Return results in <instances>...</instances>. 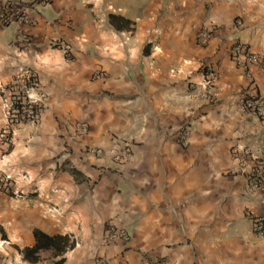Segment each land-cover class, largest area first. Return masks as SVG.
I'll use <instances>...</instances> for the list:
<instances>
[{
    "label": "crops",
    "instance_id": "obj_1",
    "mask_svg": "<svg viewBox=\"0 0 264 264\" xmlns=\"http://www.w3.org/2000/svg\"><path fill=\"white\" fill-rule=\"evenodd\" d=\"M24 2L30 24L0 28V131L16 73L32 70L45 108L10 147L0 142V171L30 173L38 191L0 192V264H47L45 252L23 259L35 229L74 242L55 259L63 264H264V241L249 229L264 204L234 157L264 154V121L239 111L249 81L230 58L237 39L259 57L251 71L264 99V0ZM208 24L218 29L202 45L197 32ZM204 62L217 76L214 103L193 91ZM182 125L187 145L174 138ZM126 147L133 158L123 165L114 154ZM111 227L126 229L128 242L111 243Z\"/></svg>",
    "mask_w": 264,
    "mask_h": 264
},
{
    "label": "built area",
    "instance_id": "obj_2",
    "mask_svg": "<svg viewBox=\"0 0 264 264\" xmlns=\"http://www.w3.org/2000/svg\"><path fill=\"white\" fill-rule=\"evenodd\" d=\"M53 0H34L39 4H49ZM28 5L24 0H0V28L6 27L13 22L29 25L30 18L26 14ZM236 26H241L237 22ZM218 27L213 24L202 26L197 32V41L205 45L215 35ZM23 43L28 45L31 42L26 33H22ZM52 44L57 45L64 54L71 57L68 46L60 45L59 41ZM231 61L247 76L249 83L239 99V111L248 118H256L264 121V99L259 96L252 78V67L259 62V57L250 51L249 47L240 40H234L230 48ZM202 80L195 85L193 91L195 96L203 102L214 103L218 99L216 91L217 76L210 63L204 62L200 66ZM98 77H103V73L98 71ZM35 79V80H34ZM6 94L3 102V115L5 126L0 131V142L5 147L12 145L13 136L16 131L26 125L36 126L40 123L45 108L46 95L40 89L37 77L32 70H23L16 73L10 84L5 87ZM75 132L84 135L88 132V126L84 123L76 125ZM175 140L181 145H187L189 140V125L180 126L174 134ZM88 153L95 154L91 150ZM234 157L238 163V169L244 174L249 191L260 198L264 204V154L251 157L248 152H239L234 149ZM132 153L129 148H124L121 152L114 154V159L120 164H126L132 160ZM23 183V184H22ZM38 186L32 175L26 171H18L14 175L0 171V192L13 198H26L28 194H36ZM250 232L258 238L264 239V211L259 214L249 216ZM111 243L121 240L128 242L129 233L124 228L111 227L106 237ZM93 264H108L103 259H96ZM140 264H167L162 258H152L146 256L142 258Z\"/></svg>",
    "mask_w": 264,
    "mask_h": 264
},
{
    "label": "trees",
    "instance_id": "obj_3",
    "mask_svg": "<svg viewBox=\"0 0 264 264\" xmlns=\"http://www.w3.org/2000/svg\"><path fill=\"white\" fill-rule=\"evenodd\" d=\"M66 57L68 59L70 58L68 55ZM34 196V193H30L27 195V198H34ZM33 235L35 240L34 245L22 250L23 259L28 262H37L41 252L49 254L51 260L55 261V259L62 256L67 250H71L74 247V242L70 241L67 235L49 236L37 229L33 231ZM64 261V258H60L54 263L63 264Z\"/></svg>",
    "mask_w": 264,
    "mask_h": 264
},
{
    "label": "rangeland",
    "instance_id": "obj_4",
    "mask_svg": "<svg viewBox=\"0 0 264 264\" xmlns=\"http://www.w3.org/2000/svg\"><path fill=\"white\" fill-rule=\"evenodd\" d=\"M261 241H264V239L261 240ZM43 259H44V261L47 262V264H55V263H54L55 261L51 260L49 254H47V253L44 254V258H43Z\"/></svg>",
    "mask_w": 264,
    "mask_h": 264
}]
</instances>
